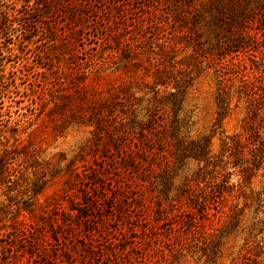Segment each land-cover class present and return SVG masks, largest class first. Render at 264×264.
<instances>
[{
    "label": "rangeland",
    "instance_id": "obj_1",
    "mask_svg": "<svg viewBox=\"0 0 264 264\" xmlns=\"http://www.w3.org/2000/svg\"><path fill=\"white\" fill-rule=\"evenodd\" d=\"M42 1L0 0V264L97 263L83 257L79 238H73L69 224L57 230L61 235L54 240L53 219L62 217L61 209L69 208L73 195H82V175L97 162L95 153L100 149L96 144L104 140L103 133L89 123L84 99L106 96L107 90L127 85L133 90L140 86L145 90L136 93L143 97L140 109L150 94L144 93L148 88L142 82L143 67L133 68L131 62L119 57L104 65L100 60L97 65L89 61L85 83L71 77L68 67L71 61H84L87 53L108 58L101 40L108 25L113 26L111 32H120L122 39L131 34L126 24L132 29L142 22L147 39L144 45L152 42L157 50L155 43H165L164 48L170 47L169 53L174 55L170 62L181 61L176 68L189 71L184 108L191 115L190 136L212 134V158L221 157L215 170L224 165L231 172L230 182L244 191L259 192L262 198L255 219L256 203H252L233 232L221 238L216 261L205 262L194 254L174 257L171 264H232L256 241L262 244L264 141L258 165L245 178L238 166L241 163L233 166L242 160H233L223 151L221 140L238 135L242 156L250 157L247 148L255 137L248 138L243 129L248 98L241 88L259 92L264 87V0H89L91 7L84 16L71 23L69 18H46L39 7L31 14L34 18H19ZM219 18L223 20L220 25ZM231 18L240 22L229 26ZM50 25L52 32L46 29ZM68 27L74 28V45L63 44ZM153 63L152 57L149 61L144 58L142 66L153 70ZM219 93L226 98L228 110L217 123ZM263 119L260 109L256 126ZM258 138L264 139V129L258 131ZM198 167L193 159L178 163L175 183L192 176ZM90 177L91 185L99 181L95 174ZM235 201L238 207L242 205V198L228 197L229 203ZM97 243L101 245V240ZM63 252L68 262H63ZM255 252L257 249L251 254Z\"/></svg>",
    "mask_w": 264,
    "mask_h": 264
},
{
    "label": "trees",
    "instance_id": "obj_2",
    "mask_svg": "<svg viewBox=\"0 0 264 264\" xmlns=\"http://www.w3.org/2000/svg\"><path fill=\"white\" fill-rule=\"evenodd\" d=\"M38 7L46 18H69L71 23L77 16L82 18L91 5L89 0H43L35 8L25 10L19 18H26L25 15L34 18L31 14L38 11ZM103 12L109 15L105 9ZM103 19L109 21V18ZM238 21L231 18L228 25ZM142 23L132 29L126 24L125 29L131 34L122 39L120 32H111L113 26L108 25L101 37L108 58L99 55L98 59L97 54L89 52L84 61L74 60L69 64L70 76L81 78L85 83L83 79L90 72L89 61L97 65L100 60L104 65L108 59L119 57L131 62L133 68L143 67L142 82L148 88L144 93L150 95L140 109L143 97L136 93L145 91L140 86H136V90L128 85L107 90L106 96L90 100L85 97L89 123L103 133V146L96 144L100 149L95 153L97 162L82 175V195H73L69 208L61 209L62 217L53 219L56 229L53 237L57 240L61 235L57 230L69 224L74 230L73 238H79L83 257L96 259L94 264H171L174 257L194 254L205 262H214L221 254V238L233 232L240 216L252 203H256L255 219L262 198L259 192L244 191L239 184L230 182L231 172L226 171L224 165L215 170L221 157L212 158V134L190 136L191 115L184 108L189 71L176 68V64H183L181 61L170 62L174 55L169 53V45V50L164 48L165 43H155L157 50L152 42L144 45L147 39ZM221 23L223 20L219 18L218 24ZM52 27L48 26L47 31L52 32ZM73 34L74 28L68 27L63 32V44L74 45L76 36ZM238 34L243 36L240 31ZM151 57L153 70L142 66L144 58L149 61ZM244 85L245 82L242 87ZM263 88L261 92L256 88H241L248 98L243 129L248 132V138L255 137L247 148L250 157L242 156L238 135L221 140L223 151L233 160L244 161L235 162L233 166L241 163L238 166L245 178L252 175L250 169L258 165L255 163L259 162L263 148L264 139L258 138V131L264 129V119L257 126L255 123L257 111H264ZM218 95L217 123L228 110L226 98L221 93ZM97 137L94 135L95 141H99ZM185 159L196 160L199 167L192 176L175 183V166ZM92 174L99 177L93 185ZM228 197L242 198V205L238 207V201L229 203ZM251 232L252 228L248 231L249 237ZM97 240H101V245ZM260 242L247 248L232 264H264V241ZM253 249L257 252L252 255ZM62 254L63 262H68L66 253Z\"/></svg>",
    "mask_w": 264,
    "mask_h": 264
}]
</instances>
